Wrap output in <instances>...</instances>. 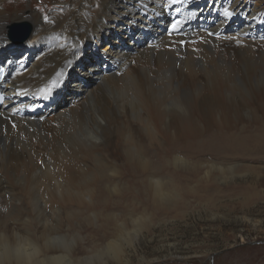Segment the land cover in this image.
Here are the masks:
<instances>
[{
    "label": "bare ground",
    "instance_id": "obj_1",
    "mask_svg": "<svg viewBox=\"0 0 264 264\" xmlns=\"http://www.w3.org/2000/svg\"><path fill=\"white\" fill-rule=\"evenodd\" d=\"M7 1L0 0V67L5 69L0 84V264H130V252L153 226L149 217L136 215L133 205L132 212L125 209V222L115 214L124 168L135 178L127 182L126 193L145 203L142 210L157 212L193 195L188 182L206 188L207 182L245 178L231 161L264 154V31L254 38L259 33L254 20H264V7L248 13L240 0H210L222 20L191 24L195 30L183 32L194 5L182 0L174 4L167 30L144 32L147 43L134 39L131 48H105L106 69H98L99 58L88 59L99 86L90 89L76 80L68 102L58 104L61 98L53 99L49 89L67 76L69 59L85 32L102 23L110 28L106 15L115 8L151 25L152 13L171 0H61L62 15L48 22L34 20L32 8H24L30 0H13L22 7L20 13L7 11ZM226 9L230 18L240 16L228 32L223 30ZM14 24L31 29L15 45L7 38ZM25 58L28 70L22 69ZM45 93L49 102L33 110L30 106H37ZM49 112L54 115L43 120ZM209 154L215 162L200 159ZM159 164L174 170L170 181L160 175ZM250 198L256 197L243 198L246 205ZM91 224L103 235L95 242L92 233L81 235ZM85 239L87 245L80 247Z\"/></svg>",
    "mask_w": 264,
    "mask_h": 264
},
{
    "label": "rangeland",
    "instance_id": "obj_2",
    "mask_svg": "<svg viewBox=\"0 0 264 264\" xmlns=\"http://www.w3.org/2000/svg\"><path fill=\"white\" fill-rule=\"evenodd\" d=\"M261 1L240 0L245 7L249 8L250 11L248 13H251L256 8L264 7V5H261ZM16 2L9 0L3 7L7 11L12 10L20 13L22 7L19 4L14 5ZM184 2L186 6L192 4L194 6L189 7L188 15L183 24V32L195 30L196 26L191 24L205 22L215 25L222 20V17L218 14L219 9H214L210 0H186ZM126 3L129 4L128 2ZM23 5L25 9L32 8L33 11H30V14L32 17L34 16V20L48 22L49 18L56 19L62 15L61 6L64 3L61 0H51L49 4L43 3V0H30L24 1ZM132 7L135 10L137 4H133ZM173 9V3L164 4L162 6L163 12L152 13L154 14V19L150 20L151 25L138 23L130 19L131 14L124 8L110 9L106 15V18H109V24H111L110 28H106V25L102 23L97 30L90 29L85 32L80 42H78L76 51L69 59L67 76L63 80L57 79L53 81L49 94L52 98L54 95L60 97L61 99L58 101V104H60L62 99L68 102L67 92L73 90L72 85L76 80L82 79L84 82L82 86L90 89L99 86L100 83L96 78V74L89 71L90 63L88 59L94 62L99 58L101 61L98 60L97 62L98 69H106L109 63L107 62V57L103 55L105 48L108 46L121 50L123 47L124 49L127 47L131 48L135 40H141L142 44H145V41L147 43V40L143 37L144 32L149 29L156 32L159 27L164 30L161 26H164L167 30L169 23L172 22L170 15ZM93 10L97 11L95 8ZM0 12H2L1 7ZM126 12L129 15H126ZM203 12L208 14L204 15L202 14ZM38 13L42 15L39 17ZM215 15H218V17L214 18ZM155 19H159L158 24ZM239 19L240 16L228 17V23L223 25V30L228 32L230 22ZM200 26L202 25H198V27ZM254 26L256 31L259 32L256 33L254 38H260V32L264 31V20H254ZM242 27L243 24H239V28ZM128 28L133 31L130 34H125ZM35 30L34 36L37 34V29ZM98 30L101 31L100 34H97ZM7 38L9 39L8 34ZM9 41L11 40L9 39ZM37 42L39 44L37 47L41 48L43 43L40 44L41 41L39 42L38 40ZM13 45L15 44L13 43ZM226 49L230 50V47H226ZM22 55L24 53L16 54V64L19 58H23ZM33 58H36V56L29 57L28 60ZM28 60L26 61V58L23 59V70L30 68ZM79 65H83V67L80 68ZM58 72L60 73L61 70L58 69ZM97 93L100 94V91H97ZM48 100L49 96L45 93L42 95L41 100L36 103L37 106L32 105L30 107L33 110H37L40 108L39 103L44 105L45 102H49ZM53 115V112H49L43 120H47ZM152 154L158 155V152L152 151ZM211 156V154L206 157L200 155V159L215 162L214 158H210ZM167 157L165 154L164 158ZM231 163L238 164L239 171L247 174L246 177L225 183L207 182L204 184L206 188L199 187L200 184L188 182L189 187L191 186L192 192H194L193 195L180 197L169 206L157 210V212L149 209L142 210L145 203H139L141 199L136 198L132 191H130L131 196L126 193L127 182L135 181V178L129 168H124L121 176L123 188L120 190L121 197H119L121 201L118 203V200H116L115 205H118V208L115 209V214L120 216L118 218L120 221L125 222V209L129 207L128 213L132 212L130 208L133 205L132 208L136 215L138 214V217H149L153 226L140 236L136 251L130 252V264H141L143 259L147 260L148 264H264V185L261 183L264 180V154L243 160L240 159L239 161L234 160ZM159 166L162 178L166 179V182L170 181L171 172L174 170L169 167L163 170L160 164ZM115 179L114 177L111 181L113 182ZM194 187L196 188L194 189ZM250 196L256 198H250V204L246 205L243 198L246 199ZM207 201H209L210 205L206 204ZM92 203L96 204V207L101 208V206H98V200H93ZM112 205L113 203H109L107 207L110 209ZM95 226L91 224L86 232H82L81 235L85 238L92 233L93 241L99 240L103 235L100 233L101 230ZM88 240L85 239V242L79 243V246L87 245Z\"/></svg>",
    "mask_w": 264,
    "mask_h": 264
},
{
    "label": "water",
    "instance_id": "obj_3",
    "mask_svg": "<svg viewBox=\"0 0 264 264\" xmlns=\"http://www.w3.org/2000/svg\"><path fill=\"white\" fill-rule=\"evenodd\" d=\"M29 32H30V28L25 24L13 25L9 28V37H10L9 39L11 40V43L14 44L22 43L23 41H25V39H27ZM14 34H21L23 36L17 39L13 36Z\"/></svg>",
    "mask_w": 264,
    "mask_h": 264
},
{
    "label": "snow or ice",
    "instance_id": "obj_4",
    "mask_svg": "<svg viewBox=\"0 0 264 264\" xmlns=\"http://www.w3.org/2000/svg\"><path fill=\"white\" fill-rule=\"evenodd\" d=\"M182 2V0H171V3L176 4V3H180ZM224 16L225 17H230L231 16V12H229L227 9L224 11ZM178 21L174 22L169 30V34H171L172 31L176 30L177 26H178ZM211 34V33H210Z\"/></svg>",
    "mask_w": 264,
    "mask_h": 264
}]
</instances>
